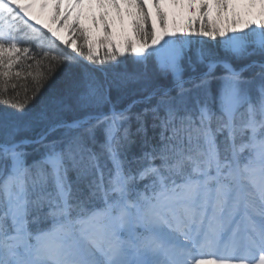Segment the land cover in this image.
<instances>
[{
  "label": "snow or ice",
  "instance_id": "snow-or-ice-1",
  "mask_svg": "<svg viewBox=\"0 0 264 264\" xmlns=\"http://www.w3.org/2000/svg\"><path fill=\"white\" fill-rule=\"evenodd\" d=\"M0 105V264H264V0H0Z\"/></svg>",
  "mask_w": 264,
  "mask_h": 264
},
{
  "label": "trees",
  "instance_id": "trees-1",
  "mask_svg": "<svg viewBox=\"0 0 264 264\" xmlns=\"http://www.w3.org/2000/svg\"><path fill=\"white\" fill-rule=\"evenodd\" d=\"M14 71H15V69H14ZM62 72H63V70H62ZM12 83H18V84H20V85H24V84H27L28 83V78H26V73H24V72H22V75H21V77H19V78H14L12 81H10L9 82V88H11V84ZM55 84V81L53 82V85ZM5 91V95H4V97L3 98H7V90H4ZM20 91H21V95L23 94V88H21L20 89ZM0 107H2V105H0ZM134 151L136 150L135 148L133 149Z\"/></svg>",
  "mask_w": 264,
  "mask_h": 264
},
{
  "label": "rangeland",
  "instance_id": "rangeland-1",
  "mask_svg": "<svg viewBox=\"0 0 264 264\" xmlns=\"http://www.w3.org/2000/svg\"><path fill=\"white\" fill-rule=\"evenodd\" d=\"M62 8H63V5H62ZM89 11L98 13V12L101 11V10L98 9V8H95V7H93L92 9L89 10V9L86 7V8H85V12H89ZM258 12H259V8L253 9V13H254V14H255V13H258ZM41 20L44 21V22H49L47 16H41ZM85 23H89V22L86 21Z\"/></svg>",
  "mask_w": 264,
  "mask_h": 264
}]
</instances>
